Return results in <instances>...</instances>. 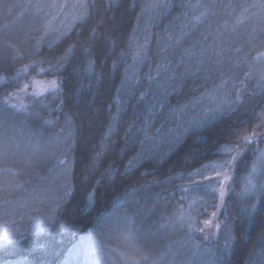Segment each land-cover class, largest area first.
Returning <instances> with one entry per match:
<instances>
[{"label":"trees","instance_id":"trees-1","mask_svg":"<svg viewBox=\"0 0 264 264\" xmlns=\"http://www.w3.org/2000/svg\"><path fill=\"white\" fill-rule=\"evenodd\" d=\"M163 1L88 0L89 15L73 23L75 0H0V203L21 201L43 214L10 242L0 240V264L264 260V186L241 194L264 134L263 83L208 123L176 140L166 133L136 156L150 103H161L155 125L211 93L227 68L243 75L264 50L262 0ZM69 24L59 39L54 31L44 36L46 26ZM133 65L137 82L118 104ZM33 77L55 78L58 87L26 96L16 109L2 102ZM154 81L162 92L142 97ZM252 135L258 139L245 145ZM224 145L241 150L222 206L205 225L217 194L209 180L189 174L217 160Z\"/></svg>","mask_w":264,"mask_h":264},{"label":"rangeland","instance_id":"rangeland-1","mask_svg":"<svg viewBox=\"0 0 264 264\" xmlns=\"http://www.w3.org/2000/svg\"><path fill=\"white\" fill-rule=\"evenodd\" d=\"M163 3H165V0ZM167 3L168 0H166V4ZM262 18L264 22V16ZM143 35L144 31L140 30L133 39V51L136 54V58H138L143 51ZM261 53H264V50L260 53L254 54L253 59L255 60L251 63L250 67H247L243 75L234 76L232 75V68L229 70L227 68V71L222 74L223 80L211 93L189 104L187 108L182 107L179 112L177 111L176 115L173 113L168 118L165 116L164 119L162 118L155 125L152 121L157 111L161 108V103L158 101L150 103L148 114L144 116L143 121L145 136L136 156L139 157L145 151L152 149L155 143L159 142V139L166 135V133L167 136H169V134L173 135L175 138L174 140H176L178 136L184 135L187 131L196 129L205 123H208L217 114L229 110L239 102L235 101L237 90H239L241 97L255 93L258 90V86L262 83L264 84V56H261ZM135 61L137 62V59H135ZM135 65H133L124 75L122 84L118 90V104L123 101L125 96L132 93L133 86L137 82V66ZM148 66H150V64H148ZM51 81H56V79L31 78L30 81L25 83L28 85L26 89L24 88L25 84H23L20 88L10 92L13 96L8 105L11 106L15 104L16 107H13L15 109L24 106V99L26 96L37 95L36 93L42 87H48V89H51ZM162 83L154 81V85L150 87L146 94H142V97L146 98L147 96L148 98H153L156 95L154 92H162ZM229 101H232L230 105L228 103ZM2 102L4 103V100H2ZM229 148L232 149V151H227ZM240 150L241 149H239L237 145H224L218 149L220 157L217 160L210 162L198 171L189 174L193 179H206V181L209 180L211 182L210 191L212 192L215 189L218 200L215 213H217V210L221 208L223 203L221 191H223V193L227 191V185L232 177L234 163L233 156L236 157V153ZM253 151L251 161L248 165V171L243 175L244 177L242 179L241 194L243 195L248 192L250 193V190L255 183L264 186V156L261 155V153L264 152V134L253 144ZM228 162L231 163L229 164ZM253 166L256 168L255 172L252 171ZM226 176L228 177L227 180L225 179ZM38 210V207L36 208L33 206L26 208L21 201L15 203L5 201L4 203H0V236L11 234L9 237L10 239L16 234L23 232L26 228L40 223L43 214L40 215ZM211 218H213V215L207 221H210ZM123 261L126 262L125 260ZM258 264H264L262 257L259 259Z\"/></svg>","mask_w":264,"mask_h":264},{"label":"snow or ice","instance_id":"snow-or-ice-1","mask_svg":"<svg viewBox=\"0 0 264 264\" xmlns=\"http://www.w3.org/2000/svg\"><path fill=\"white\" fill-rule=\"evenodd\" d=\"M66 6H67V4L57 5L55 3H53L52 5H50V7H52V8L60 7L61 9H63ZM165 6H167V5H162V4L152 5V7H165ZM72 7L74 9H80V11H78L73 16V18H72V22L73 23L76 22V21L83 20V19H85L89 15L88 0H75V3L72 5ZM251 7H256V5H249L248 6V8H251ZM260 7L261 8H264V0H262V2L260 4ZM247 10H248L247 8H242L241 11H242V13H246ZM246 18H247L246 16L242 15L237 20V23H242L244 21V19H246ZM197 19H199V18L197 17ZM70 28H71V24L66 25L64 27V30L63 31H61L60 29H50L48 26H46L44 36H47L48 33H49V31H54L56 33V39H59L60 36L66 34V32L70 30ZM44 36L41 37L42 40L44 39ZM70 52H71V49H69L68 52L65 53V56H67L68 54H70ZM260 55L261 56H264V53H261ZM28 67H29L28 65H25L23 70L26 71L28 69ZM41 71H43V70H41ZM37 83H40V82H37ZM222 83H226V82H222ZM27 87H28V85L25 84L24 85V88L26 89ZM50 87L53 88V89H56L58 87L56 81H51L50 82ZM48 90H49L48 87H42V88H40V90L36 94L39 95V94H42L43 92H46ZM12 96H13V94H11V93L8 96H6L5 99H4V103L5 104L10 103V100H11ZM240 100H241V96H240L239 90H237V93L235 95V101L238 102ZM228 103L230 105L232 103V101H229ZM11 106L12 107H16L15 104H13ZM254 140H255V135L245 136L243 138V142L245 143V145L254 142ZM227 151H232V149L229 148V149H227ZM261 155L264 156V152H262ZM235 159H236V157L233 156V160H235ZM228 163L230 164L231 162H228ZM6 171H10V172L15 173V170L14 169H6ZM252 171L253 172L256 171L255 166H253ZM225 179L227 180L228 177L226 176ZM17 186H19V185H17ZM221 196H223V191H221ZM180 211H181V218H183L184 210L181 209ZM212 215L214 217L216 215V213H212ZM210 223H211V221H205V224L206 225H208ZM190 227H194V225H190ZM217 227H219V225H217ZM200 230L203 231V229H200ZM10 236H11V234H7V235H4V236H0V240H3L5 243L10 242V239H9ZM121 256H124V254L121 253ZM125 260L127 261L128 258L125 257ZM133 264H136L134 258H133Z\"/></svg>","mask_w":264,"mask_h":264}]
</instances>
